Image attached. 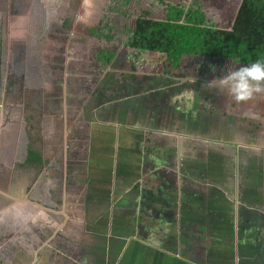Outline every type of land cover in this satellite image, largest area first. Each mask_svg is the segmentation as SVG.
Here are the masks:
<instances>
[{"label":"crops","instance_id":"crops-1","mask_svg":"<svg viewBox=\"0 0 264 264\" xmlns=\"http://www.w3.org/2000/svg\"><path fill=\"white\" fill-rule=\"evenodd\" d=\"M114 52L104 60L94 54L82 74L86 75L67 96L66 104L77 106V112L88 99L79 86L93 83L90 92L97 97L96 90L100 91L94 119L84 121L88 127L93 125L92 135L83 136L92 144V158L73 160L77 166L72 174L82 176L74 192L67 187L66 139L63 162L51 167L62 168V188L54 186V175L49 180V198L41 203L24 198L27 191L21 194L18 189H23L25 179L14 177V168L3 173L5 164L0 159V240L6 237L1 218L6 210L23 206L34 213L40 206L49 209L52 222L49 264H264V134L250 129L242 138L227 140L181 134L177 125L194 132H215V125L220 126L226 115L232 120L217 104L210 108L199 102L200 95L207 102L211 99L197 89L198 77L189 79L191 85L182 79L170 82L176 76L192 78L197 61H181L178 70L173 67L171 72L163 67L143 76L128 71L126 77L102 83L104 73L119 74L121 58ZM196 91L200 92L197 105ZM12 102L0 101V134L9 125L3 116L18 109ZM199 107L206 112L198 119ZM222 127L229 135L233 124L224 122ZM108 141L111 146L104 148ZM225 156L233 163L220 161ZM236 157L243 158L237 167ZM109 174L116 176L109 180ZM184 210L189 218L181 217ZM13 232L3 244L0 241L9 255L22 249L14 245Z\"/></svg>","mask_w":264,"mask_h":264},{"label":"rangeland","instance_id":"rangeland-1","mask_svg":"<svg viewBox=\"0 0 264 264\" xmlns=\"http://www.w3.org/2000/svg\"><path fill=\"white\" fill-rule=\"evenodd\" d=\"M241 1L0 0V101L5 105L14 103L12 102L15 97L12 93L13 78L22 79L25 87L21 99L15 97L16 103L21 104V108L7 111L3 116L5 123H9L3 134L2 132L0 134V159L5 164L3 173L14 168V177L25 179L23 189H18L21 194L27 191L24 193V198H29L31 201L37 200L38 203L45 201L49 198V184H51L49 182L53 180L54 175H56L54 186L62 188V168L51 170V167L63 162L64 139H66V150L70 156L67 171H65L67 176L69 175L67 187L73 188L71 191L74 192L77 184L82 182V176L72 174L73 168L77 166H73V162L78 158L86 160L89 157V161L92 158V144L90 146L88 139L86 140L83 136L92 135L93 125L88 127L84 121L90 122L94 119V110L99 104L95 102L99 100L100 91L96 90L98 97L93 95L94 91L92 93L90 91L94 88L92 87L94 84H90L91 82H86L90 85L79 86L83 93H88V99L83 101L85 104L77 112V106L66 104L68 93L74 91L78 86V79L86 75L82 74L91 65L88 60L93 59V55L101 50L116 51L118 59L121 58L117 64L119 74L110 76V71L104 73L100 78L102 83L109 84V81L113 82L116 76L118 79L122 75L126 77V72L133 70L140 73V76L161 67L171 72L174 67L173 58L167 65L165 64L166 55L162 53L167 48L171 49V45L168 47V42L165 45L160 43L159 36L161 34L166 40H177L181 34L185 37L188 34L185 33L184 27L179 28L175 24L172 26L168 21H161L166 18L170 4H177L186 10L194 2H198L202 13L191 15L190 18L195 19V25L191 29L195 30L198 36L197 41H201L199 36L203 37L197 54L189 55L185 52L182 55V62L188 61L193 64L197 61V68L192 78L176 76L170 82L177 84L179 79H182L190 84V80L198 77L197 80L200 79V81H197V89H201L200 92L207 94L208 99H211L207 102L205 97L200 95L199 102L203 106L204 103L205 106L209 104L210 108L211 105L217 104L224 112L220 111L226 112L232 118L228 120L227 115L225 120L222 118L220 126L215 125V132H205L204 129L194 132L195 130L190 131L189 126L177 125L181 134L191 132L197 135L198 133L201 139L213 138L214 140H227L231 136L242 138L250 129L264 134V91L248 100L236 101L226 88L216 83L221 76L208 75L203 71L206 66L199 60L201 52H204L202 48L210 45V36L220 29H232ZM14 18L17 19L13 20ZM155 26L156 29H154ZM92 27L96 28L93 34L90 32ZM135 30L141 38L133 39L135 41L128 45L127 41L133 37ZM148 34H156L153 35L156 39L153 45L147 47V50L140 52L141 45L143 47L148 45ZM205 52H210L208 47ZM99 76V74L95 75L94 78L97 79ZM200 92L194 93L195 103ZM214 98L218 100L215 99L212 102ZM205 112V109L202 110L199 107L198 119L204 117ZM224 122L233 124L229 135L227 131L224 133L222 131ZM236 126L239 131H236ZM109 146L111 145L108 141L104 148ZM205 146V144L202 146L203 149H206ZM29 148L40 152L44 163L41 161L42 164L40 162L37 165L34 163L31 165L27 161ZM219 159L224 161L225 165L229 162L233 163L228 156ZM242 159L235 158L236 167L239 165L238 161L243 162ZM262 171L264 172V168ZM109 176V180H112L116 175L109 174ZM261 176L264 175L261 174ZM235 182H238L236 185L241 183L238 179ZM230 185L232 186V183ZM237 187L235 186L236 193ZM228 189L233 193L232 188L228 187ZM182 196L183 198L180 197V199L184 202L186 197L183 193ZM20 210L21 218H18L17 212ZM10 212L6 210L1 215L6 237L5 239L1 237L0 241L3 244L9 233L14 231L13 233L17 235L16 238L13 236L14 245L20 244L22 249L18 247L19 255L13 252L9 255L6 248L0 247V252H3L0 254V264H14L15 259L17 260L15 264H42V262L49 264L47 245L49 235L53 231L49 225V221L51 222L49 209L39 206L37 212L33 213L28 208L17 206ZM185 216L189 218L187 211L184 210L181 217ZM30 217L34 218L33 221H29ZM11 249L14 251L15 247L11 245Z\"/></svg>","mask_w":264,"mask_h":264},{"label":"trees","instance_id":"trees-1","mask_svg":"<svg viewBox=\"0 0 264 264\" xmlns=\"http://www.w3.org/2000/svg\"><path fill=\"white\" fill-rule=\"evenodd\" d=\"M200 11L201 8L198 2H194L186 10H183L177 4H170L166 18L161 20L163 22L168 21L172 26L175 24L179 28L184 27L185 33L188 34L187 37L181 34L177 40H166L161 34L159 36L160 43L165 45L168 42V47L171 45V49L167 48L162 53L166 55L167 60L165 64L167 65L168 61L173 58L175 71L178 70L177 67L185 52L189 55L197 54V50L201 48L203 37L199 36L201 41H197L198 36L195 30L191 29L195 25V19H192L193 17L190 18L191 15L202 13ZM142 22L144 23L146 21ZM154 29H156V26ZM95 30L96 28L94 27L90 28L92 34ZM153 35L156 34H148V45L146 47L141 45L139 48L140 51L147 50V47L153 43L154 39H156V36ZM210 37V45L202 48L204 52H201L202 55H200L199 59L206 66L203 71L207 72L208 75L215 74L217 76H224L228 71L243 64L251 63L257 58L264 60V0H242L233 21L232 29H220ZM136 38L141 37H138L137 31L135 30L133 37H130L127 41L128 45L135 41L133 39ZM172 41L173 43H171ZM207 47L208 51H210L208 53L205 52ZM100 52L102 54H99ZM100 52L96 55L101 60L110 59L115 54L111 50H101ZM151 147L152 145L149 148ZM166 151H170V149H166ZM28 152L29 157L27 161L33 159L41 162V156L37 150L29 148Z\"/></svg>","mask_w":264,"mask_h":264},{"label":"clouds","instance_id":"clouds-1","mask_svg":"<svg viewBox=\"0 0 264 264\" xmlns=\"http://www.w3.org/2000/svg\"><path fill=\"white\" fill-rule=\"evenodd\" d=\"M216 83L227 89L236 101L252 98L264 91V60L243 64L221 76Z\"/></svg>","mask_w":264,"mask_h":264},{"label":"flooded vegetation","instance_id":"flooded-vegetation-1","mask_svg":"<svg viewBox=\"0 0 264 264\" xmlns=\"http://www.w3.org/2000/svg\"><path fill=\"white\" fill-rule=\"evenodd\" d=\"M17 79L18 78H13L14 81L12 82V84L14 85V87H13V92L12 93H13V95L16 98L21 99L22 92H25V87L23 85V80L22 79H18V81H16ZM16 88H17V90H16ZM15 97H13V100L12 101H15L16 102V98ZM17 107L18 108H21V104H17ZM40 156H41V153H40ZM41 161L44 163V161L42 160V157H41ZM28 162L31 163V165H32V163H34L36 165L40 163L37 160H33V159L30 160V161H28ZM42 162H41V164H42ZM36 165L34 167H36Z\"/></svg>","mask_w":264,"mask_h":264},{"label":"water","instance_id":"water-1","mask_svg":"<svg viewBox=\"0 0 264 264\" xmlns=\"http://www.w3.org/2000/svg\"><path fill=\"white\" fill-rule=\"evenodd\" d=\"M232 27H233V25H232Z\"/></svg>","mask_w":264,"mask_h":264}]
</instances>
